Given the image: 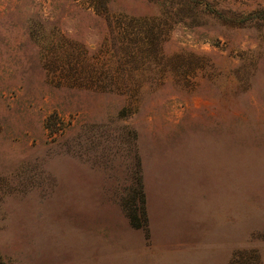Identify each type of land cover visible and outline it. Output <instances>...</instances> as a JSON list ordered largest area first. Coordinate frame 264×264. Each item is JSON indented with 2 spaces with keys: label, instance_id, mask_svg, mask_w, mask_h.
Wrapping results in <instances>:
<instances>
[{
  "label": "rangeland",
  "instance_id": "1",
  "mask_svg": "<svg viewBox=\"0 0 264 264\" xmlns=\"http://www.w3.org/2000/svg\"><path fill=\"white\" fill-rule=\"evenodd\" d=\"M0 264H264V0H0Z\"/></svg>",
  "mask_w": 264,
  "mask_h": 264
},
{
  "label": "trees",
  "instance_id": "2",
  "mask_svg": "<svg viewBox=\"0 0 264 264\" xmlns=\"http://www.w3.org/2000/svg\"><path fill=\"white\" fill-rule=\"evenodd\" d=\"M128 220H129V224H130V226L132 228H134V229H142L141 225L139 223L135 222V220H136L135 216L132 217V216L128 215Z\"/></svg>",
  "mask_w": 264,
  "mask_h": 264
}]
</instances>
